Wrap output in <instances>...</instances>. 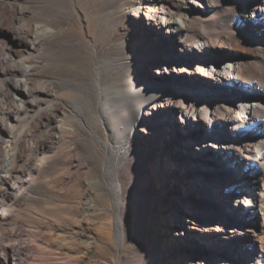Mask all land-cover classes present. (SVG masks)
Returning a JSON list of instances; mask_svg holds the SVG:
<instances>
[{
    "label": "bare ground",
    "instance_id": "bare-ground-1",
    "mask_svg": "<svg viewBox=\"0 0 264 264\" xmlns=\"http://www.w3.org/2000/svg\"><path fill=\"white\" fill-rule=\"evenodd\" d=\"M143 1L138 12L133 14L134 20L141 26L138 33L140 41L146 43L149 48L156 47L158 45L156 38L163 40L161 28L169 25L177 47L163 41L166 46H169L172 57L164 56L156 59V62H152V68L149 66L152 58L146 61L144 66L149 69L144 83H135L134 89L129 88L125 97L113 93L104 84L103 87L100 80L96 84L94 83L95 87H91L93 88L91 90L86 87V84L76 80L41 79L35 77V74H31L30 70L24 71L23 79H17L18 72L9 69L10 67L8 70L2 71L4 87L0 90V96L6 97L9 104L3 108V114L0 107V113L3 116V123L0 124V145H10L11 148H14L13 151H16L15 148L19 151H32L34 163L33 167L29 169V175L23 179L24 173L17 167L19 153L11 152L12 149L7 152L6 147H3V152H7V156L5 159L3 158L0 168L2 169L0 171V196L5 197L6 202L0 201V219L5 217L9 211L12 212L22 198H26L28 190L40 189L34 182V177L40 173L46 156L69 158L71 155H76L77 157L79 149H84L74 137V133L65 130V108L73 111L77 117L84 121L90 135L102 139L83 118L84 108L91 106L102 119L108 136L107 141L102 139L106 150L103 174L105 183L97 178L81 180L79 187L83 198L79 205L78 216H82L83 219L68 220L69 222H65L66 224L59 219V223L66 225L64 234L67 236L65 239L69 250L67 257L70 259L68 260L73 261L75 258H81V253L86 245L85 238L91 240L97 236L100 242H110L112 232H115L119 252L115 263L112 264H180V262L181 264H263L264 249L260 236L264 234V138L260 140L257 135L264 132V102L260 97H257V94L250 98L245 97L244 95L250 90H244V85L237 88L240 90H233V95L224 91L221 96L213 95L208 88H201V85L196 83L200 76L214 79L216 71L215 66L211 67L202 63L199 59L201 54H197L198 56L195 54L199 47L205 53L213 51L220 58L221 56L229 57L227 61H220L223 82L231 86H238L241 83L253 85L257 91L264 92V0H183L188 9L196 14L193 19L184 18L181 7L170 5L168 0ZM9 2L11 0H0L3 7L10 8L5 15L14 21L18 20L19 14L24 15L25 12H20L13 1L11 4ZM5 20L4 13L0 10V65L7 64L1 56H13L23 52L38 61H43L46 41L37 36H33V40H29L30 36L27 35H25L27 37L18 36L14 33L15 31H11L12 29L8 27L9 24L7 23V25ZM240 44L242 52L234 51L236 56L227 54V50L231 49V46H240ZM37 80H44V83H47L46 87L43 89L42 86L41 89V84ZM60 86L81 88L83 96L73 103L69 97L56 94L55 88ZM93 90L100 97L97 107L90 100ZM172 114H174L173 117ZM169 116L170 118H168ZM176 116H178L179 125H182L180 129L183 133L190 130L189 126L196 125L199 128L206 127L208 130L204 139L191 138L194 142L193 152L197 155H200L198 151L203 148L213 146L221 152L226 151V154L231 152L230 156L237 158L238 163H241L243 158L247 164L254 166L251 176L244 178L243 183L239 179L233 180L232 178L219 181L216 177L211 176L212 173L211 175L192 173L186 176L188 181L197 182L206 189H213L216 197L223 193L227 201H235L241 207V212L246 214L244 216L248 215L246 219L248 223L244 229L253 233L249 235L246 244L253 247V252L243 246L238 261L229 262L227 259L229 253L226 250L222 251L219 244H222V239L230 240V236L234 237L240 234L242 231L236 233V230L241 228L240 226L235 228L233 222L225 218L221 220L219 218L221 211L219 210L195 211L193 198L184 195L183 200H180L178 196L166 200L162 194V184L165 186L168 182L163 178L164 176L159 177V174L157 175L153 170L162 172L164 166L169 165L167 156L171 152H168L165 146L169 147V143L173 142L170 129L166 131L169 136L158 135L156 146L148 147L144 142H146L145 137L151 138L149 130L154 125L157 126L159 121L166 118L175 122ZM249 122H251V128L248 126ZM25 123L31 124V126L25 127V130L19 135V128ZM222 123L230 125V134L234 136L232 139L225 138L226 134L221 129H219V136L216 137L218 126ZM158 146L161 149L160 154H156ZM171 157L174 162L175 154H172ZM85 161L83 157H79L77 163L71 166L70 177L64 180L65 185L73 188L70 184L79 176H74L76 174L72 171L84 166V163L87 162ZM199 162L201 165L208 161L199 159ZM123 167L133 168L135 171L131 192H125L123 189ZM147 173H151L153 177L157 176L159 182L152 186L154 188L144 193L142 184L145 182ZM184 177L181 175L178 176V179L174 178L173 183L175 182L174 184L177 185L183 183ZM167 179L169 180V178ZM169 187H166L167 194L173 190ZM102 188L108 191L111 198L113 216L106 215L104 212L102 215L106 219L107 223L105 224H109L110 227L102 225L98 229L95 228L97 229L95 233L87 224L91 215L102 209L100 207L103 205L99 201L104 200L105 197L100 196L96 200L92 199L93 194L102 191ZM180 194L182 195L184 192L180 190ZM168 206L173 207L171 215H176L174 232L177 237L183 236L191 241H193L192 236L196 239L199 238L206 242L204 250L197 248L194 244L189 246L173 245L172 242H169L170 238L166 237V245L163 243L162 246H169L165 253L161 251L162 246L152 242L150 249H132L121 255V248L124 246L126 238V223L141 218H150V221H153L162 209L168 217ZM63 208H60L59 204L57 210ZM225 211L229 210L225 209ZM199 213H204V215L201 217ZM58 214H56V218H59ZM207 215L211 219L206 217ZM55 224L54 227L58 225ZM190 230L192 231L191 236ZM22 240L12 247L14 261L17 259L18 251L31 244L28 236ZM54 240L57 242L56 239ZM86 247L85 249H87ZM214 250L219 253L218 257ZM1 252L2 247H0V254H2ZM0 261H2L1 255Z\"/></svg>",
    "mask_w": 264,
    "mask_h": 264
},
{
    "label": "rangeland",
    "instance_id": "rangeland-1",
    "mask_svg": "<svg viewBox=\"0 0 264 264\" xmlns=\"http://www.w3.org/2000/svg\"><path fill=\"white\" fill-rule=\"evenodd\" d=\"M12 1L14 5L18 6L19 11H24L26 15L19 14L18 20L14 21L5 15L9 12L10 8L6 6L3 7V5L0 4V10L4 13L6 24L8 23L9 25H7L12 29L11 31H15L14 33L18 36H30L29 40H33V36L44 39L46 41V45L44 46V60L38 61L26 52H23V55L1 56L3 61L7 64L4 65L2 63L0 65V90L4 87L2 71L4 69L8 70L10 67L9 69L18 72L17 79H23L25 74L24 71L30 70L31 74H35V77L41 79L76 80L78 82H83L87 85L86 87L91 90L100 80L103 87L105 85V87L113 93L125 97L128 94L129 88L132 87V89H134L135 83H144L147 70L149 69L147 66H144L146 61L152 58L149 63L150 68H152V62H156V59L164 56L172 57L171 50L169 46H166L164 43L165 41L177 47L174 34L169 25H165L161 28L160 32L163 40H158L156 38L158 43L156 47L149 48L146 43L140 41V34L138 33L140 32L141 26L134 20L133 14L138 12L139 7L143 5V0H11L9 3L11 4ZM168 1L172 6L181 7L180 9L184 14V18L193 19L194 16H196L193 11L188 9L183 0ZM178 21H180V19H178ZM231 49L227 50V54H231L232 56H236V52H242L243 50L241 44L240 46H231ZM197 50L202 51L199 47ZM198 51L195 56L201 54L202 56H199V59H201L202 63L205 65L208 64V66L211 67L215 66L216 71V77L214 79L203 75L200 76L196 83L200 84L201 88H208L213 95L221 96L224 91H228L231 93L230 95H233V90H240L237 88H241L244 85V90H250L244 95L245 97L250 98L257 94V97H260L264 102V92L257 91L253 85L241 83L238 84V86H231L223 82L220 61H227L229 57L221 56V58H223L221 59L219 55L215 54L213 51H206V53L204 51ZM39 83L41 84L40 88L42 86L43 89L46 87L47 83H44V80H40ZM82 91L81 88H75V86L73 88L67 86L55 88V92L58 96H67L73 103L77 102L83 96ZM90 100L94 106L97 107L100 102L99 94L93 90V95ZM8 104L6 97L0 96L2 114L3 108ZM64 113L65 130L74 133V137L84 149H79L77 157L76 155H71L69 158L61 156L55 157L54 155L46 156L41 165L40 173L34 177V182L40 189L35 191L28 190L26 198L24 197L20 200L16 206L17 208L15 207L12 212L9 211L5 217L0 219V247H2V254H0L2 261H0V264H112L116 261L119 249L116 245L115 232H112V240L110 242H100L99 238L95 235L96 230L102 227V225L110 227L109 224H105L107 222L103 216L104 212L106 215L113 216L111 198L108 191L103 188L101 189L102 191L92 196L94 200L100 196L105 197L104 200L99 201L103 205L100 207V209H102L96 211L97 213L94 212L95 214L91 215L87 224V226L89 225L88 227L95 232L94 235L96 238L91 240L85 238V242H83L86 244L85 247L87 246V249L84 247L81 258L76 259L74 257L75 259H73V261L68 260L70 257H67L69 255V250L67 249L65 239L67 236L64 234L66 232L65 222L72 219L73 221L78 218L83 219L82 216H78V210L80 209L79 205L83 198V193L79 187L81 180L87 181L97 178L105 183L103 174L105 172L104 162L106 150L103 140L107 141L108 136L102 119L93 107L89 106L84 108L83 118L92 130L101 136L103 140L98 139L94 135H90L84 121L77 117L73 111L65 108ZM173 116L174 114H172V117ZM177 117L178 116L175 117V122L168 119L170 116L159 121L157 126L154 125L149 130L151 138L149 136L145 137L146 142H144L148 147L151 145L156 146L158 135H168L166 131L170 129L173 142L169 143V147L165 146L167 151L171 152L168 156L166 155L169 165L164 166L162 172L161 170H153L154 173L157 175L159 174V177L164 176L163 178L166 179V182L169 184L165 186L162 184V194L166 200H171L176 196H178L180 200H183L185 198L184 195L193 198L192 200L195 201V203H193L195 211L219 210L221 211L219 217L221 220L225 218L233 222L235 228L240 226L241 228L236 230V233L242 231L240 234L234 237L230 236V240L222 239V244H219L222 251L226 250V252L229 253L227 257L229 262L234 260L238 261L241 257L240 253H242L243 246L253 252V247L247 246L246 244L248 243L246 241L249 235L253 233L244 229V226L248 223L246 222L248 215L244 216L246 214L241 212V207L237 205L235 201H227L223 193L216 197L213 189H206L197 182L188 181L186 180V176L192 173L202 175H211L212 173L211 176H214V178L216 177L219 181L232 178L233 180L239 179L240 182L243 183L244 178L251 176L250 174L254 166L249 163L247 164V161L243 158L241 159V163H238L239 160L237 158L230 156L231 152H227L226 154V151L221 152V150L213 146L203 148L201 151H198L200 155H197L193 152L194 142H192L191 138L200 137L204 139L208 130L206 127L199 128V126L195 124L196 126H189L190 130L183 133L180 129L182 125H179L180 122ZM2 119L3 116L1 115L0 121L2 122H0V124L3 123ZM27 123H25L26 126H24L25 124L22 126L23 128H19V135L25 130V127L31 126V124L28 125ZM249 123L248 126L250 127L251 122ZM229 126L228 123L220 124L216 137L219 136V129H221L222 132L226 134H224L225 138L232 139L234 136L230 134L231 129ZM257 138L260 140L263 139L264 132H260ZM3 147H6L7 152L12 149L11 152H17L15 154L19 153L18 157L20 158H18L17 167L24 173L23 179H25L27 175H29V169L33 167V152L19 151L17 148H15L16 151H13L14 148H11L10 145L2 146L1 144L0 168L3 160L7 156V152H3ZM257 150L259 151L258 148ZM160 152L161 149L158 146L156 154H160ZM172 154H175L176 160L174 162L173 157H171ZM79 157H83L87 162L85 161L86 163H84V166L82 165L76 171H72L76 174L74 176H79L81 179L78 177L74 179V182L70 184L73 187L71 188L68 187L69 185H65L64 180L70 177L69 171L71 166L77 163ZM199 159H204L208 162L200 165ZM0 171H2V169H0ZM56 173L60 174L57 175ZM181 175L185 176L182 180L184 182L178 185L174 184V178L178 179V176L180 177ZM134 176L135 171L133 168L123 167L122 185L125 192L132 191ZM167 178H169V180ZM144 180L145 182L142 184V191L144 193L154 188L152 186H155V183L159 182L157 176L153 177L151 173H147ZM63 185L66 187L64 188ZM169 186L173 188V190L167 194L168 189L166 187ZM180 190H182L184 194L181 195ZM0 201L6 202V198L0 196ZM59 204L60 208L64 207L62 210H57ZM168 209L170 213H168V217H166L167 215H165L162 209L153 221H150V218H141L137 221L133 220L127 222L125 231L126 238L124 246L121 248V255H124L132 249H150V244L152 242L154 244L158 243L160 246H162L163 243L166 245V237L170 238L169 242H172L173 245L182 244L189 246L190 244H194L197 248L204 250L203 247L206 245V242L199 238L196 239L192 236L193 241H191V239L183 236L177 237L174 232L176 215H171L173 212L172 206H168ZM225 209L229 211H225ZM66 211L70 218L67 217ZM55 213H59L57 215H60L59 218L55 217ZM199 215L202 217L204 213H199ZM206 217L210 218L209 215ZM59 219H61V222L63 220L65 224H62L64 226L59 223ZM54 224L58 225L54 227ZM220 233H222V230H220ZM191 234L192 231L190 230V236ZM26 236L30 237L31 244L18 251L17 259L14 261L12 257V247L23 241L22 239ZM260 237L263 239H261V245L264 249V234ZM53 238L56 239L57 242H54L55 240ZM98 243L101 244L99 245ZM167 246L161 247L163 253L166 252ZM214 252L216 251L214 250ZM218 255L219 253L216 252L217 257Z\"/></svg>",
    "mask_w": 264,
    "mask_h": 264
}]
</instances>
